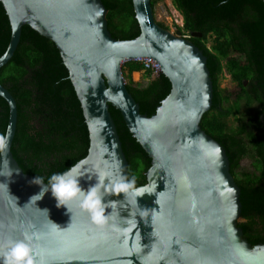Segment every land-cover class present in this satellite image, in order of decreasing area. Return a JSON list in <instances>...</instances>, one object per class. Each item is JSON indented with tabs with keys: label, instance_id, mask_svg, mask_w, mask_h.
<instances>
[{
	"label": "water",
	"instance_id": "95a60500",
	"mask_svg": "<svg viewBox=\"0 0 264 264\" xmlns=\"http://www.w3.org/2000/svg\"><path fill=\"white\" fill-rule=\"evenodd\" d=\"M0 1L11 25L0 68L29 25L55 43L68 69L89 134L88 152L74 164L80 186L108 180L111 188L120 176L128 179L110 104L151 159L146 183L126 195L100 193L108 202L105 223L92 221L80 197L57 207L49 190L29 202L44 186L31 183L12 153L17 103L0 83L9 107L0 151V241L27 232L44 264H264V243L252 245L238 225L240 187L226 150L200 125L213 97L207 57L181 29L161 26L151 0H132L140 34L125 40L112 36L102 0ZM141 59L152 60L171 84L151 115L140 112L122 73L124 61Z\"/></svg>",
	"mask_w": 264,
	"mask_h": 264
},
{
	"label": "trees",
	"instance_id": "16d2710c",
	"mask_svg": "<svg viewBox=\"0 0 264 264\" xmlns=\"http://www.w3.org/2000/svg\"><path fill=\"white\" fill-rule=\"evenodd\" d=\"M158 1L151 0L153 8ZM102 2L108 9V28L113 37L125 40L140 34L132 0ZM172 4L183 17V32L207 57L213 97L200 125L224 146L228 155L230 172L240 187L238 225L252 245L264 243V1L172 0ZM192 31L201 36H190ZM10 37V21L0 1V56ZM224 69L238 86L234 95L225 93L219 85ZM140 70L145 69L133 60L122 64L123 76L129 78L128 91L140 112L151 115L169 94L171 84L162 73L152 78L151 71L145 70L149 82L139 86L131 80V73ZM0 83L17 103V128L11 150L25 173L33 179L44 177L47 183L51 174L68 170L86 156L89 134L81 103L51 39L23 25L12 58L0 68ZM109 111L128 161V179L134 176V185H142L151 159L129 132L120 111L111 104ZM230 116L237 125H229ZM8 119V104L0 96V151ZM245 157L252 159L253 170L238 171Z\"/></svg>",
	"mask_w": 264,
	"mask_h": 264
},
{
	"label": "clouds",
	"instance_id": "9594fccd",
	"mask_svg": "<svg viewBox=\"0 0 264 264\" xmlns=\"http://www.w3.org/2000/svg\"><path fill=\"white\" fill-rule=\"evenodd\" d=\"M76 172V165L68 168V170L60 173H53L48 177L47 185L44 184V177L35 176L31 183L42 185L41 191L33 195L29 202H36L42 199L46 191H51L52 196L57 201V207L65 206L71 199L80 197V207L90 213L92 221L96 224L105 223L107 215L105 210L108 202H105L100 193L108 192L110 194L118 195L127 194L128 190L135 184V177L128 180L124 176H120L112 183L111 188H108L105 181L103 183L97 182L90 186L87 190L83 189L79 183V177L74 175ZM10 171L8 175H10ZM28 202V203H29ZM47 212V210H44ZM53 223V222H52ZM56 227H59L53 223ZM22 239L8 238L0 241V264H44L43 259L38 258L39 253L36 252L32 246L33 237L24 232Z\"/></svg>",
	"mask_w": 264,
	"mask_h": 264
},
{
	"label": "rangeland",
	"instance_id": "374dc122",
	"mask_svg": "<svg viewBox=\"0 0 264 264\" xmlns=\"http://www.w3.org/2000/svg\"><path fill=\"white\" fill-rule=\"evenodd\" d=\"M154 15L164 24L167 25L169 30L175 31L176 29H181L183 32V17L181 13L175 9L172 4V0H159L154 6ZM211 45L210 39L207 42V46ZM235 55V54H233ZM159 74L151 73V77L155 78ZM149 77L146 75L145 70L134 71L131 73V80L138 84L139 86H145L149 82ZM129 78L125 77V82H128ZM220 87L225 91V93H234L238 90L236 83L231 81L230 75L223 70V73L219 79ZM239 117H242V113L238 114ZM228 123L230 126L237 125V121L233 116L228 118ZM253 170L252 159L245 157L240 161V166L238 171H250Z\"/></svg>",
	"mask_w": 264,
	"mask_h": 264
},
{
	"label": "built area",
	"instance_id": "2783aa9c",
	"mask_svg": "<svg viewBox=\"0 0 264 264\" xmlns=\"http://www.w3.org/2000/svg\"><path fill=\"white\" fill-rule=\"evenodd\" d=\"M182 36L183 37H189V35L185 34L184 32H182ZM133 61L140 63L145 70H149V71H151V73L159 74L156 72V68H155L154 62L152 60L141 59V60H133Z\"/></svg>",
	"mask_w": 264,
	"mask_h": 264
},
{
	"label": "flooded vegetation",
	"instance_id": "af4514ba",
	"mask_svg": "<svg viewBox=\"0 0 264 264\" xmlns=\"http://www.w3.org/2000/svg\"><path fill=\"white\" fill-rule=\"evenodd\" d=\"M167 26V25H166ZM167 29H169V28H167Z\"/></svg>",
	"mask_w": 264,
	"mask_h": 264
},
{
	"label": "bare ground",
	"instance_id": "6f19581e",
	"mask_svg": "<svg viewBox=\"0 0 264 264\" xmlns=\"http://www.w3.org/2000/svg\"><path fill=\"white\" fill-rule=\"evenodd\" d=\"M125 62V61H124Z\"/></svg>",
	"mask_w": 264,
	"mask_h": 264
}]
</instances>
